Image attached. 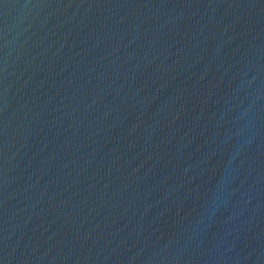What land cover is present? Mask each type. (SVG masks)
<instances>
[{"label": "water", "instance_id": "1", "mask_svg": "<svg viewBox=\"0 0 264 264\" xmlns=\"http://www.w3.org/2000/svg\"><path fill=\"white\" fill-rule=\"evenodd\" d=\"M0 264H264V0H0Z\"/></svg>", "mask_w": 264, "mask_h": 264}]
</instances>
